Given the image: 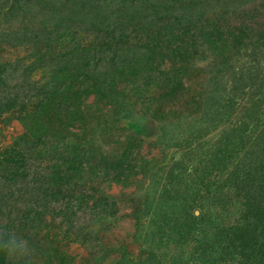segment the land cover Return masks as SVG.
I'll return each instance as SVG.
<instances>
[{
	"label": "rangeland",
	"instance_id": "obj_1",
	"mask_svg": "<svg viewBox=\"0 0 264 264\" xmlns=\"http://www.w3.org/2000/svg\"><path fill=\"white\" fill-rule=\"evenodd\" d=\"M45 1L0 0L6 85L31 66L36 91H57L0 113V229L29 241L34 264H264V0ZM136 5L165 27L156 70L105 86L108 63L81 57L145 66L147 35L120 25L129 39L115 41L102 25ZM231 33L243 42L229 58L207 51ZM134 162L145 169L126 180Z\"/></svg>",
	"mask_w": 264,
	"mask_h": 264
},
{
	"label": "trees",
	"instance_id": "obj_2",
	"mask_svg": "<svg viewBox=\"0 0 264 264\" xmlns=\"http://www.w3.org/2000/svg\"><path fill=\"white\" fill-rule=\"evenodd\" d=\"M6 3H17V0H4ZM95 2L97 3L96 5H93L92 7V12L95 10H99V2H102L104 4H106L108 7L112 4H107L105 2V0H95ZM143 2V0H142ZM48 5L45 1V5H48L49 9H54V8H58L56 5H52V0L49 1ZM70 1L69 0H65L62 2V11H65L66 8L68 6H75V2L72 5H69ZM116 6V5H115ZM140 6V5H139ZM134 7V6H133ZM44 8V7H43ZM88 8L89 5H88ZM18 9H20V12H18L16 15L20 16L22 21L24 23L22 24H29V21L26 19L27 18V14H23V7L18 5ZM134 9V10H133ZM132 11L128 14V12H122L121 14H118V12H116L114 15L113 12H109L107 11L104 14V18L102 20V25H104V28L106 30H110L112 31V35H114L112 37V39H114L115 41L119 40L127 42V40L129 39V36L126 34V32H121V33H116L118 34V36L115 35L116 30H118L119 26H123V28H125V26L127 27H131L130 33L135 32H141L138 33L134 36H138L139 34H143L144 38H145V42L143 45L144 48H147V53L143 59V61H145L146 65L143 67H139V63L140 61L135 60L134 62H127L124 64H121L119 66V64L114 68L111 67L110 64V56L106 55V51H100V53H97V57L94 54H90L89 57H87L88 55H84L83 59L81 57V60L84 61L86 60V63L90 64V61H97L96 58H98L99 60V65L101 66L100 68H104V66L102 67V65L104 63H108V64H104L105 65V69L104 72L107 76V78L103 79V82L105 83V86H112L114 87L116 82H118L120 79H122L123 77H126L125 79L129 80L130 77H137L139 74L144 73H152L153 71L156 70V67L153 66L154 63V56L157 52H159L161 50V44H160V38L163 36V31L165 29L164 26H160L158 27L157 23L154 24L155 22L152 21V17L150 16H143L142 14V8H139L137 5L135 6V8H133ZM61 11V12H62ZM117 11V10H116ZM91 9L88 11V13H92ZM112 15L114 16V18L112 19ZM15 16V15H14ZM13 17V16H12ZM150 21V22H149ZM148 23V24H147ZM154 25L156 27H154ZM28 26H24L22 28V31L24 35H26L27 31H28ZM122 28V29H123ZM190 26H184L182 28V34L187 36L188 32H190ZM153 30H155V32H153ZM167 34V38L166 41L172 42L174 40V43L176 44V48L175 51L176 52H180V51H184L186 50V47L183 46L181 44V42L183 41L181 39V36L175 34L172 31L170 32H166ZM182 35V37H184ZM212 36V35H211ZM208 36V38L205 39L206 45H207V51H209L211 53L212 56H216L219 57L221 60L227 59L229 58V54L232 52L233 49L237 48V46L241 45L243 42V39L237 37L234 34H230V36L223 37L222 35H218V36ZM259 36L264 39V34H259ZM169 38V39H168ZM180 42V43H179ZM142 47V48H143ZM114 48V46H113ZM141 51V50H140ZM139 51V53H140ZM112 55H119L122 56L121 52L116 51L113 49ZM125 56V55H124ZM188 57H193V54H190V56ZM109 65V66H108ZM99 68V71H102V69ZM84 64H81L79 66V70H84ZM30 70H32L31 66H27L23 69L22 73L17 77V79H15L14 84H12L13 87H10V84L6 85L7 81L4 79V71H0V91L4 92V95H2L0 97V113L4 112L7 109H11L12 107H16V106H20V112L22 113L27 106V102L28 101H32L31 97H43V99L40 101V103H42V106H45V103L50 101L51 98L57 94V91L55 90H50L49 92L47 90L44 91H36L35 90V86L34 83H31L29 80V72ZM36 91V92H35ZM97 91V90H96ZM92 93H94V89L90 87H86L84 90V96H89ZM100 94V92H99ZM52 103V102H51ZM39 109H42V107H40ZM71 113L74 115V117L77 115V111L74 109L71 111ZM40 128H43V126H40ZM29 131H31L30 128H28ZM32 133V132H31ZM34 135V134H33ZM33 138H35L34 140V144L36 145V142H41L40 136L34 135ZM15 160V158L13 159ZM143 162H145L143 160ZM147 162V161H146ZM145 169V166L143 164H139L137 162H134L133 164H129L128 166H126L125 170L127 171V173H125V170L122 172V175H125V179H129L130 176H137L140 173L143 172V170ZM56 179V178H54ZM42 191H45L43 188H41ZM1 197V195H0ZM243 229V228H240ZM240 232H242V235L244 234V231L240 230ZM239 232V233H240ZM243 244V243H242ZM245 248H249L252 247V243L247 241L244 244ZM262 257L264 256L262 251Z\"/></svg>",
	"mask_w": 264,
	"mask_h": 264
},
{
	"label": "clouds",
	"instance_id": "obj_3",
	"mask_svg": "<svg viewBox=\"0 0 264 264\" xmlns=\"http://www.w3.org/2000/svg\"><path fill=\"white\" fill-rule=\"evenodd\" d=\"M0 232V254L10 257L13 264H34V252L27 239L6 228Z\"/></svg>",
	"mask_w": 264,
	"mask_h": 264
}]
</instances>
